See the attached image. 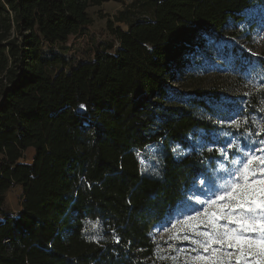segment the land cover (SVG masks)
I'll return each instance as SVG.
<instances>
[{"label":"trees","instance_id":"trees-1","mask_svg":"<svg viewBox=\"0 0 264 264\" xmlns=\"http://www.w3.org/2000/svg\"><path fill=\"white\" fill-rule=\"evenodd\" d=\"M107 1L0 0V264H153L151 229L216 157L174 156L210 125L172 85L261 0H139L132 21L116 16L125 31L108 18L111 39L70 64L55 47ZM193 93L205 106L208 93ZM17 185L13 212L5 193Z\"/></svg>","mask_w":264,"mask_h":264},{"label":"rangeland","instance_id":"rangeland-1","mask_svg":"<svg viewBox=\"0 0 264 264\" xmlns=\"http://www.w3.org/2000/svg\"><path fill=\"white\" fill-rule=\"evenodd\" d=\"M138 2L110 0L89 8L88 15L93 20L89 29L69 36L55 50L70 64L91 59L95 45L111 39L108 31H101L106 29V20L109 18L115 27L125 31L127 23L116 20V16L122 12V18L132 21ZM172 87L177 93L175 101L187 104L197 117L210 125L209 129L191 131L184 145L173 146L174 156L181 158L192 151L206 150L214 151L216 157L194 179L176 208L151 229L150 237L155 245L153 264H212L213 261L235 264L237 255L229 257L227 252L232 250L226 245L221 252H213L211 248L205 252L192 240L207 239L195 233L213 231V223L217 222L213 212L224 215L221 205L228 198L207 204L208 199H214L209 189L225 184L229 172L238 167L235 163L238 159L249 153L262 155L256 150L264 149V0L244 10L239 21L228 22L223 33L208 37L203 48L186 60ZM196 89L208 93V98L203 100L205 106L201 98L195 100ZM257 92L263 94V99L255 109L249 108L247 98ZM234 120L239 124L234 125ZM21 192L17 185L5 193L6 206L13 212L20 209ZM218 222L227 223L224 219ZM184 235L191 239L183 240ZM198 256L201 258L197 259ZM204 256L209 260H204ZM240 264H245L243 258Z\"/></svg>","mask_w":264,"mask_h":264},{"label":"snow or ice","instance_id":"snow-or-ice-1","mask_svg":"<svg viewBox=\"0 0 264 264\" xmlns=\"http://www.w3.org/2000/svg\"><path fill=\"white\" fill-rule=\"evenodd\" d=\"M83 107L84 105H81V108ZM233 124L238 125L239 122L234 120ZM256 151L262 155L249 153L238 159L235 162L238 167L234 172H229V179L225 184L209 189L214 199H208L205 202L207 204H215L228 198L226 203L221 205L224 215L217 216V213L213 212L212 216L217 221L213 223V231L195 233L206 237V240H192L205 252L210 248L213 252H221L226 245L227 249L232 250L227 252L229 257L237 255L235 264H240V258H243L245 264H264V149ZM220 219L226 220L227 223H219ZM182 239L190 240L191 237L184 235ZM213 244L220 247L212 248ZM202 258L209 260L208 256ZM212 264H215V261Z\"/></svg>","mask_w":264,"mask_h":264}]
</instances>
